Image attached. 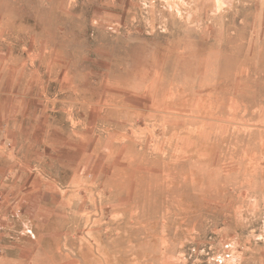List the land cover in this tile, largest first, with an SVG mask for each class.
<instances>
[{"label":"rangeland","instance_id":"rangeland-1","mask_svg":"<svg viewBox=\"0 0 264 264\" xmlns=\"http://www.w3.org/2000/svg\"><path fill=\"white\" fill-rule=\"evenodd\" d=\"M0 264H264V0H0Z\"/></svg>","mask_w":264,"mask_h":264}]
</instances>
